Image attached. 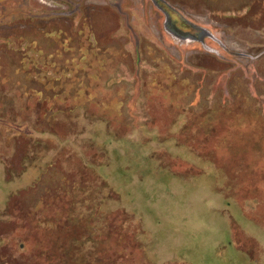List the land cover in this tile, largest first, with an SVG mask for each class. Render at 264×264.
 I'll return each instance as SVG.
<instances>
[{
  "label": "rangeland",
  "instance_id": "374dc122",
  "mask_svg": "<svg viewBox=\"0 0 264 264\" xmlns=\"http://www.w3.org/2000/svg\"><path fill=\"white\" fill-rule=\"evenodd\" d=\"M0 264H264V0H0Z\"/></svg>",
  "mask_w": 264,
  "mask_h": 264
}]
</instances>
